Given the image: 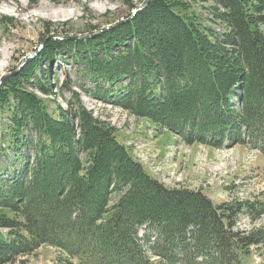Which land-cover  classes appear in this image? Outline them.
Returning <instances> with one entry per match:
<instances>
[{
  "label": "trees",
  "instance_id": "trees-1",
  "mask_svg": "<svg viewBox=\"0 0 264 264\" xmlns=\"http://www.w3.org/2000/svg\"><path fill=\"white\" fill-rule=\"evenodd\" d=\"M211 1L222 8L211 12L222 32L187 13L188 1L150 0L114 28L53 41L39 57L69 44L65 51L92 82L79 85L87 95L157 120L186 141L264 153V0ZM38 66L28 60L0 91V210L13 212L0 215V227L28 232L0 244V263L48 243L91 264H240L251 245H264V227L234 229L246 204L168 187L91 116L77 92L68 110L51 115L22 86ZM41 81L38 88L51 95ZM44 206L47 213L38 214Z\"/></svg>",
  "mask_w": 264,
  "mask_h": 264
},
{
  "label": "rangeland",
  "instance_id": "rangeland-1",
  "mask_svg": "<svg viewBox=\"0 0 264 264\" xmlns=\"http://www.w3.org/2000/svg\"><path fill=\"white\" fill-rule=\"evenodd\" d=\"M44 1L50 6L49 11L42 9ZM131 1L0 0V61L4 64L0 81L5 75L8 78L21 72L28 60H36L39 66L31 72L29 82L22 80V86L41 98L51 115L60 116L61 110H68L67 102H73L74 92H77L91 116L111 127L117 141L123 144L152 176L171 188L201 189L205 195V191H216L217 194L219 191L223 200L219 199L218 203L208 195L216 204L232 205L241 201L246 204V208L238 214L234 229L249 232L263 228L264 154L256 153L251 147L242 150L186 141L157 120L138 116L119 104L87 95L79 85L87 87L92 82L80 66L77 55L73 56L65 51L71 49L69 44L55 51L48 60L39 57L49 49L53 41L74 42L100 35L104 27L124 21L148 0L143 1L144 3L140 2L142 0ZM181 1L191 4L187 13L197 15L203 24L216 32L223 31L225 25L211 16L214 9L222 10L219 5L211 0ZM132 4L137 8H133ZM57 7L67 8L71 15L53 17L52 13ZM76 36L80 38L65 39ZM87 71L93 73L92 69ZM40 79L52 88L51 95L38 88L37 85L42 83ZM2 111L0 110V115H5ZM0 120H4V117H0ZM71 120L77 138L80 135V124L75 117ZM118 197L119 195L114 193L110 205L114 204ZM261 202L263 207L257 211L254 204L259 205ZM37 213L46 214L47 208L41 207ZM2 214L13 217V212L5 209L0 210V215ZM19 230L20 228L11 230L0 227V244H12L16 237L12 232ZM20 233L28 235L25 229H21ZM77 255L78 253H70L60 246L42 243L29 252L16 255L10 262L4 260L0 264H91L83 262ZM240 264H264L263 243L251 245L247 254L241 253Z\"/></svg>",
  "mask_w": 264,
  "mask_h": 264
},
{
  "label": "bare ground",
  "instance_id": "bare-ground-1",
  "mask_svg": "<svg viewBox=\"0 0 264 264\" xmlns=\"http://www.w3.org/2000/svg\"><path fill=\"white\" fill-rule=\"evenodd\" d=\"M49 8L50 6L44 1L42 4V9L49 11ZM70 12L71 11H68L67 8L57 7L56 9H54L52 14H53V17H65V16L71 15ZM1 59H4V57H1ZM3 69H4V64L2 63V61H0V72H2Z\"/></svg>",
  "mask_w": 264,
  "mask_h": 264
},
{
  "label": "water",
  "instance_id": "water-1",
  "mask_svg": "<svg viewBox=\"0 0 264 264\" xmlns=\"http://www.w3.org/2000/svg\"><path fill=\"white\" fill-rule=\"evenodd\" d=\"M149 3H150V0H148L143 6H140L139 8L135 9V10L133 11L132 15H130V16H131L130 18H132L134 15H136V13H137L138 11H141L142 9L146 8V7L149 5ZM121 22H123V21H121ZM121 22H117L115 25H118V24L121 23ZM115 25H109V26H107V27H104L103 30H101V31H105L106 29L113 28ZM71 38H72V39H76V38H80V36H76V37H65V39H71ZM36 53H37V52H36ZM36 53H34V54H36ZM31 56H32V55H29V57H31ZM5 78H6V75L3 76V77L1 78L0 86H1V84H2V82L4 81Z\"/></svg>",
  "mask_w": 264,
  "mask_h": 264
},
{
  "label": "crops",
  "instance_id": "crops-1",
  "mask_svg": "<svg viewBox=\"0 0 264 264\" xmlns=\"http://www.w3.org/2000/svg\"><path fill=\"white\" fill-rule=\"evenodd\" d=\"M235 149L236 148H242V150H243V148H248V146H246V145H236L235 147H234ZM255 151V150H254ZM256 152H258V151H256ZM260 153V152H259ZM262 155V154H261ZM262 161H263V163H264V159H262ZM205 191V190H204ZM206 193H207V195H209L216 203H218L219 202V199H221L222 198V196H220L219 195V191H218V194L216 193V191L214 192V191H205ZM210 192H212V194L210 193ZM222 192H224L223 190H222ZM221 200H223V198L221 199Z\"/></svg>",
  "mask_w": 264,
  "mask_h": 264
}]
</instances>
